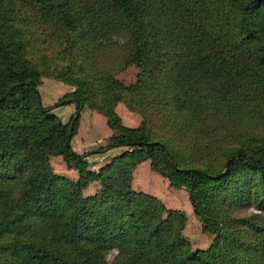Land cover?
I'll list each match as a JSON object with an SVG mask.
<instances>
[{
    "label": "trees",
    "instance_id": "trees-1",
    "mask_svg": "<svg viewBox=\"0 0 264 264\" xmlns=\"http://www.w3.org/2000/svg\"><path fill=\"white\" fill-rule=\"evenodd\" d=\"M35 27L58 31L78 59L55 66ZM129 65L123 85L113 75ZM42 77L72 91L42 106ZM117 102L138 127L121 124ZM68 104L61 123L52 111ZM83 108L114 135L77 154ZM113 148L124 150L89 169ZM143 161L188 195L213 235L206 250L182 237V213L131 189ZM246 203H264V0H0V264H264V213H231Z\"/></svg>",
    "mask_w": 264,
    "mask_h": 264
},
{
    "label": "rangeland",
    "instance_id": "rangeland-1",
    "mask_svg": "<svg viewBox=\"0 0 264 264\" xmlns=\"http://www.w3.org/2000/svg\"><path fill=\"white\" fill-rule=\"evenodd\" d=\"M31 34H33V40H35L37 43V50H40L39 52L41 54L51 56L54 60L55 66H64L70 61H76L78 59L75 49L71 51L72 56L69 55V51L66 49L63 38H60L61 35L58 31L53 30L43 33V28L35 27L31 29ZM44 40L45 45L39 46V43L41 44ZM43 50L46 51L44 52ZM62 54L64 55L62 56ZM136 73V68L132 65H129L126 68L116 72L113 77L123 85H130L134 82ZM67 88V86L62 85L53 79L42 77L38 80L36 90L39 94L42 106H49L54 104L62 96L65 89ZM59 108L60 107L57 109ZM113 110L115 111L114 113L117 115V117L120 118L119 120L123 126L127 128H136L139 126L141 122L140 116L135 111L128 110L123 103H115ZM63 113V109H59L58 112L56 111L53 114L56 115L60 122L64 123L66 116H61ZM88 124L89 119L86 115L82 118V121L78 122L77 129H75L76 137L73 140L74 149L76 145L83 146L88 143L85 151H92L105 144V125L103 127H91ZM121 149L124 150L123 148ZM106 152L93 154L86 159L90 170L97 171L109 161L108 157L110 155H106ZM49 164L54 174L63 176L68 180H75L74 178L76 175L74 171L66 172L67 170L65 169L60 157H50ZM147 171H139L137 176L134 178L135 183L132 184V174L134 169L132 170L130 177L131 189L135 192L142 191L146 194L152 196L154 195L167 210H175L182 213L185 219V224L181 232L182 237L189 243L192 251L206 250L212 242L213 235L207 232H202L201 222L199 218L196 217L192 212V208L190 207L188 201V195L183 189L170 187L167 181L161 176L160 179L162 182L159 181L158 178L155 177V174L151 171L150 172L154 175H152L153 177L150 176L149 169ZM63 172L66 173L63 174ZM98 187L99 185L97 183H92L82 191V194L86 197L91 196L98 190ZM231 213L236 218H242L251 215L259 216L264 213V203L261 205L252 203L241 204L234 207L231 210ZM114 255L115 252L111 251L107 255L106 260L108 262L111 261Z\"/></svg>",
    "mask_w": 264,
    "mask_h": 264
},
{
    "label": "crops",
    "instance_id": "crops-1",
    "mask_svg": "<svg viewBox=\"0 0 264 264\" xmlns=\"http://www.w3.org/2000/svg\"><path fill=\"white\" fill-rule=\"evenodd\" d=\"M58 82V81H57ZM59 83H61V82H59ZM62 85H64L63 83H61ZM65 86H67V85H65ZM68 88L67 89H65V91H64V93L62 94V95H64V94H66V93H69V92H71L72 91V88L71 87H69V86H67ZM115 104V103H114ZM114 104L112 105V109L114 108ZM49 106H51V105H49ZM59 109H63V114L61 115V116H66L65 117V121H64V123H66L67 121H68V119L71 117V115L73 114V112H74V106L72 105V104H68V105H65V106H62V107H60ZM59 109H54L52 112L54 113V112H58V110ZM114 111V110H113ZM115 112V111H114ZM55 115V114H54ZM87 116L88 117V119H89V124L88 125H90L91 127H96V126H100V127H103L104 125H105V129H106V137H105V143L107 142V140L110 138V137H112L113 135H114V132L112 131V130H110L108 127H107V125H106V120H105V118L102 116V115H100V114H98V113H96L95 111H92V110H89V109H87V108H83L82 109V111L80 112V118H79V120H78V122H80V121H82V118L84 117V116ZM56 116V115H55ZM101 117V118H100ZM119 118V117H118ZM120 119V118H119ZM78 122H77V124H78ZM61 123H63V122H61ZM122 123H123V121H122ZM76 129H77V125H76ZM76 137V130H75V133H74V136L72 137V139H71V142H70V145H71V148H72V150L75 152V153H77V154H82V153H84V152H87V151H85V148H86V146H87V144L88 143H86L85 145H83V146H81V145H76L75 146V149H74V147H73V140H74V138ZM121 151H123L121 148H113V149H110V150H108L105 154L106 155H110L107 159L108 160H110L112 157H115L116 155H118V154H120L121 153ZM106 159V160H107ZM107 160V161H108ZM149 169V175L150 176H152V175H154L155 174V177L156 178H158V180L159 181H161V179H160V176H158L154 171H152L151 169H150V167H149V163L148 162H141L140 164H138L135 168H134V172H133V174H132V176H133V178H132V184L133 183H135V181H134V178H135V176H137V174H138V172L139 171H147ZM152 173H154V174H152ZM66 172H68V171H66ZM65 172V173H66ZM71 172V171H70ZM73 172V171H72ZM148 172V171H147ZM64 172H63V174H65ZM75 173V172H74ZM76 175V174H75ZM153 177V176H152ZM75 178H76V176H75ZM74 178V179H75ZM162 182V181H161ZM131 183V182H130ZM136 192H142V191H136ZM142 193H144V192H142ZM154 196V195H153ZM155 197V196H154Z\"/></svg>",
    "mask_w": 264,
    "mask_h": 264
}]
</instances>
